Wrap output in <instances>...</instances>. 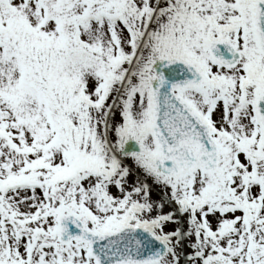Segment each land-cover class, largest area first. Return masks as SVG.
<instances>
[{
	"label": "snow or ice",
	"instance_id": "1",
	"mask_svg": "<svg viewBox=\"0 0 264 264\" xmlns=\"http://www.w3.org/2000/svg\"><path fill=\"white\" fill-rule=\"evenodd\" d=\"M0 264H264V0H0Z\"/></svg>",
	"mask_w": 264,
	"mask_h": 264
}]
</instances>
